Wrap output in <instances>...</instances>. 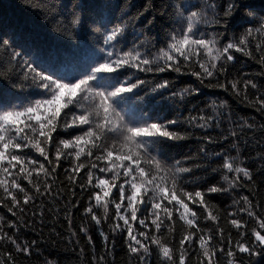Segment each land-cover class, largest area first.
<instances>
[{
  "label": "snow or ice",
  "instance_id": "6c2138e0",
  "mask_svg": "<svg viewBox=\"0 0 264 264\" xmlns=\"http://www.w3.org/2000/svg\"><path fill=\"white\" fill-rule=\"evenodd\" d=\"M20 2L30 15L0 21V264L42 255L46 216L48 242L55 246L63 236L57 225L65 227L60 242L81 264L85 256L88 264H110L109 257L114 264L118 238L129 264H153L154 255L156 264L264 257V210L237 192L254 182L240 146L256 126L232 121L226 100L213 101L210 112L196 105L187 116L178 111L205 87L242 97L264 115V85L253 78L264 76V0H167L159 7L144 0L134 13L131 0ZM236 53L261 71L230 78ZM139 73L156 77L152 86ZM172 73L194 83L175 89L161 75ZM217 129L219 139L210 134ZM197 132L198 155L218 162L210 172L169 154ZM212 145L221 150L210 153ZM217 175L214 183L207 178ZM234 192L239 199L223 214L211 204ZM249 220L256 226L249 229ZM27 229L40 239H21Z\"/></svg>",
  "mask_w": 264,
  "mask_h": 264
},
{
  "label": "trees",
  "instance_id": "16d2710c",
  "mask_svg": "<svg viewBox=\"0 0 264 264\" xmlns=\"http://www.w3.org/2000/svg\"><path fill=\"white\" fill-rule=\"evenodd\" d=\"M144 0H131V12L136 11V6L142 4ZM167 3V0H155V4L157 7H159L161 4ZM31 13L27 8L24 7L23 4H21L20 0H0V21H3L5 24H7L9 21H15L16 19L22 18L24 16H28ZM235 25L233 26V30H235ZM162 46V45H158ZM236 56L239 57L238 62L230 68V78L233 76H240L244 73L253 74L258 73L261 71V66L257 64L254 60H251L247 57H243L240 53H236ZM141 78H144L149 81V87L152 86L153 81L156 79V77L152 76L151 74H148L147 76L143 73H139ZM164 78L169 79L175 89H180L183 87L188 86L189 84L194 83V78L189 76H180L178 77L177 74L172 73L170 75L168 74H161ZM257 80L258 83L264 85V76H255L253 77ZM195 86H199L198 83ZM262 92H264V89H261ZM253 90L249 89V95L250 98H252ZM190 103L187 104L186 107H181L178 111H180L184 116L188 115V108H191L192 105H196L198 108H205L207 112H210L211 109L207 106L210 105L213 101H216L217 103L220 102V100H226L227 106L224 109L225 113H231V119L235 122H240L241 120H247L248 123H252L256 126V131L246 130L245 136L249 139V143L247 146L241 144V153H240V159L244 161L245 165L250 167L254 172V182L245 187L244 189H237V192L240 196L248 195L250 199L253 200V203H259L261 205V209L264 210V175L259 174L261 171L262 165H264V161L259 159V156H264V133H262L259 130V125L264 124V115H261L255 108L251 106H247V102L243 100L242 97L237 98L235 96L229 95L228 93H224L219 90L215 89H209L205 87L200 88V94L195 96H189L186 97ZM168 109L165 108L161 115L168 114ZM222 128L227 129L229 127V124L225 122L221 125ZM217 139H219L220 130L217 129L216 131H213L210 133ZM200 136V133L197 132L195 135L191 136L186 141L181 142V144L177 147H174L169 150V154L174 157L177 160H183L185 157H191V160L187 163H200L202 165H206L209 167V172L211 170V167L217 166L216 161L209 158V160L205 161L198 155V149L201 146L200 141L197 139V137ZM223 147L225 149H228L230 145L228 143H224ZM220 147L216 145H212L209 147V152L214 151H220ZM231 155H236L235 151L233 150L231 152ZM67 166V165H65ZM196 175L200 177H205L206 173L202 170H197ZM63 178V174L61 173V179ZM210 182H216L219 180V176L217 175L215 179L212 178V176H207ZM233 197H236L239 199V196L234 192L232 195H217L212 201L211 204L215 205L216 208L220 210V212L223 214L225 209L228 207V205H231L233 202ZM86 200V198H85ZM232 210V209H228ZM83 212V207H81L80 212L75 213L74 217V224L73 228H76L78 224L81 221V214ZM0 215H4V211L0 210ZM244 219L248 220L247 217H244ZM249 229L251 227L256 226L255 221L249 220ZM51 220L46 216V226L43 228V236H44V243L41 244L40 251L42 252V255L36 256L33 255L31 257V260L29 261H23L22 258V264H44L45 258L52 259V260H59V264H81V260L76 257L74 254L71 253V251L66 250L65 244L60 242L61 240H67L68 238V232L65 229V227H62L61 225H57V230L61 231L63 233V236L61 238H57V244L53 246L48 241L51 239L49 237V232L51 230ZM226 229L230 226L226 223L223 225ZM40 225H36V231L38 232L40 230ZM177 228L179 229V224L177 225ZM104 230H108V226L104 225ZM232 239L233 242H235L236 239L239 237L237 236V233L235 229H232ZM94 239L97 242V253L100 252V241L98 234L93 231ZM264 234V232H262ZM249 240H251V234L249 232V235L247 237ZM21 239H37L39 240L40 237L36 235V233L31 230H22ZM81 246H86V241L81 238ZM243 254H238V257ZM114 256V264H129L128 256L126 255V248L125 243L123 239L118 238L116 243V248L113 253ZM89 256H85L83 258V264H88ZM112 257H109V262L112 264ZM244 259H247L246 256H244ZM254 261V264H264V257H254L252 258ZM153 264H156V257L155 255L152 258ZM132 264H135L133 261ZM191 264H195V257H193Z\"/></svg>",
  "mask_w": 264,
  "mask_h": 264
}]
</instances>
